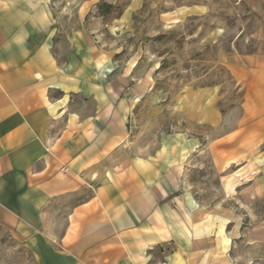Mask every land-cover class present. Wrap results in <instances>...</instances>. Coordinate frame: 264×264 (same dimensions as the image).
<instances>
[{
  "label": "crops",
  "instance_id": "0c3cea01",
  "mask_svg": "<svg viewBox=\"0 0 264 264\" xmlns=\"http://www.w3.org/2000/svg\"><path fill=\"white\" fill-rule=\"evenodd\" d=\"M54 24L49 0H0V227L36 264H216L225 226L185 184L200 140L175 134L141 146L129 124L150 96V72L96 57L84 33L58 40ZM231 73L242 115L206 147L219 175L235 169L227 192L240 178L258 202L264 57L249 56ZM190 94L185 100L211 91ZM201 103L186 100L179 110L221 127L215 104ZM252 234L248 244L264 247V216Z\"/></svg>",
  "mask_w": 264,
  "mask_h": 264
},
{
  "label": "rangeland",
  "instance_id": "374dc122",
  "mask_svg": "<svg viewBox=\"0 0 264 264\" xmlns=\"http://www.w3.org/2000/svg\"><path fill=\"white\" fill-rule=\"evenodd\" d=\"M49 1L58 40L84 33L96 57H108L119 68L141 63L150 72V96L139 102L129 124L141 146L154 140L157 147L175 134L200 140L201 149L185 164V184L206 214L225 226L216 264H264V247L247 242V234L260 231L264 198L251 200L240 178L227 192L235 184L226 176L235 169L219 175L206 147L234 130L242 115L243 92L231 67L249 56L264 57V0ZM199 91L211 94L186 100L200 101L202 108L215 104L224 118L221 127L191 122L179 110ZM0 264H36L25 244L3 227Z\"/></svg>",
  "mask_w": 264,
  "mask_h": 264
},
{
  "label": "trees",
  "instance_id": "16d2710c",
  "mask_svg": "<svg viewBox=\"0 0 264 264\" xmlns=\"http://www.w3.org/2000/svg\"><path fill=\"white\" fill-rule=\"evenodd\" d=\"M110 12H111V6L106 5V7H105V14H110Z\"/></svg>",
  "mask_w": 264,
  "mask_h": 264
},
{
  "label": "built area",
  "instance_id": "2783aa9c",
  "mask_svg": "<svg viewBox=\"0 0 264 264\" xmlns=\"http://www.w3.org/2000/svg\"><path fill=\"white\" fill-rule=\"evenodd\" d=\"M63 171H66V169H64Z\"/></svg>",
  "mask_w": 264,
  "mask_h": 264
}]
</instances>
